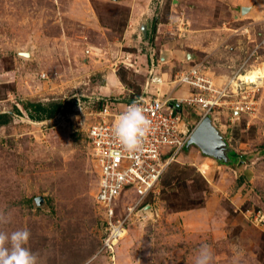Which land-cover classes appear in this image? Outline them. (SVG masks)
<instances>
[{
	"label": "rangeland",
	"instance_id": "obj_1",
	"mask_svg": "<svg viewBox=\"0 0 264 264\" xmlns=\"http://www.w3.org/2000/svg\"><path fill=\"white\" fill-rule=\"evenodd\" d=\"M263 40L264 0H0V114L9 116L0 124V214L11 217L0 231L27 229L39 264H195L202 244L212 264H264V226L247 217L264 213V84L252 113L235 115L228 102L210 116L231 162L186 147L147 195L151 216L126 221L111 257L99 252L105 211L78 125L94 119L97 97L125 102L147 90L151 56L172 79L201 62L222 84L259 45L246 67L264 64ZM29 102L66 105L41 119ZM186 115L197 119L188 107ZM132 199L120 198L116 218Z\"/></svg>",
	"mask_w": 264,
	"mask_h": 264
},
{
	"label": "built area",
	"instance_id": "obj_2",
	"mask_svg": "<svg viewBox=\"0 0 264 264\" xmlns=\"http://www.w3.org/2000/svg\"><path fill=\"white\" fill-rule=\"evenodd\" d=\"M260 48L259 45L254 52ZM254 52L246 57L242 68L222 84H217L201 62L175 73L173 81L191 89L185 97L176 99L170 93L161 92L157 84L163 83L165 79L163 75L155 74L156 65L152 58L147 90L134 95L125 107L113 110L112 106L119 103L117 100L96 98L100 107L92 111L94 119L87 123L82 117L78 125L86 133L98 169V188L94 198L105 211V232L99 252L105 249L109 257L113 256L114 247L124 236L122 231L126 234V221L138 214V218L151 216L152 208L146 202L147 195L154 192L166 167L185 150L192 132L204 117L213 115L215 110L228 102L235 106V115L248 108L250 111L247 113L256 109V93L264 80L251 81L247 78L253 66L247 68L246 65L254 57ZM230 97L235 100H229ZM134 102L144 109L152 123V130L145 140L143 151L133 155L122 148L112 130L119 115ZM186 107L195 112V121L187 118ZM79 114L82 115V112ZM128 194L133 199L122 205L125 216L116 218L119 200ZM247 217L252 223L264 226V213L260 210H256V213L248 211Z\"/></svg>",
	"mask_w": 264,
	"mask_h": 264
},
{
	"label": "clouds",
	"instance_id": "obj_3",
	"mask_svg": "<svg viewBox=\"0 0 264 264\" xmlns=\"http://www.w3.org/2000/svg\"><path fill=\"white\" fill-rule=\"evenodd\" d=\"M152 130V123L145 115L139 103L129 105L117 118L114 127V138L129 154L143 151L145 140ZM11 217L0 214V224L10 223ZM27 229L8 233L0 231V264H39V257L26 245L30 239ZM213 252L207 244L197 250L195 264H212Z\"/></svg>",
	"mask_w": 264,
	"mask_h": 264
},
{
	"label": "water",
	"instance_id": "obj_4",
	"mask_svg": "<svg viewBox=\"0 0 264 264\" xmlns=\"http://www.w3.org/2000/svg\"><path fill=\"white\" fill-rule=\"evenodd\" d=\"M248 10V8H242L243 13H246ZM192 144L197 145L208 156H212L224 163L231 162L225 150L227 144L225 143L224 137L213 125L210 116L204 117L192 132L187 147ZM39 199L38 197L36 198V200Z\"/></svg>",
	"mask_w": 264,
	"mask_h": 264
},
{
	"label": "crops",
	"instance_id": "obj_5",
	"mask_svg": "<svg viewBox=\"0 0 264 264\" xmlns=\"http://www.w3.org/2000/svg\"><path fill=\"white\" fill-rule=\"evenodd\" d=\"M151 57L154 59L153 56H151ZM150 66H151V59H150ZM155 74H161V75L164 76L165 81L163 82V84H166L167 87L163 88L162 90H164L165 93H170L171 97L177 99V98L185 97V96L189 95V93L191 92V89L188 86H185V85L178 84V83L174 82L173 79L171 78V76H169L168 71H161V69L158 68V69L155 70ZM148 75H149V70H148V73H147L146 82L148 81ZM217 79H216V81H217ZM145 85H146V83H145ZM104 88H106V87H104ZM144 91L145 90H141V92L138 93L137 95L142 94ZM100 98L117 100V102H119L117 104V106L120 107V108H123V107H125L127 102H129L133 97L131 99L128 98L127 100H125V102L120 101V97H115L114 98V97L107 96V97H100Z\"/></svg>",
	"mask_w": 264,
	"mask_h": 264
},
{
	"label": "trees",
	"instance_id": "obj_6",
	"mask_svg": "<svg viewBox=\"0 0 264 264\" xmlns=\"http://www.w3.org/2000/svg\"><path fill=\"white\" fill-rule=\"evenodd\" d=\"M66 103L65 104H61V103H53L50 106H45L41 103H34V102H29V103H25L23 104L24 108L26 110L30 111V115L34 118V117H39V118H52L55 116V114H57L60 110L64 109ZM100 105V104H99ZM16 111H19L16 109ZM9 117L8 113H4V114H0V124L3 121H6L5 119ZM187 150V149H185ZM178 208V206H176ZM181 209V208H180Z\"/></svg>",
	"mask_w": 264,
	"mask_h": 264
},
{
	"label": "bare ground",
	"instance_id": "obj_7",
	"mask_svg": "<svg viewBox=\"0 0 264 264\" xmlns=\"http://www.w3.org/2000/svg\"><path fill=\"white\" fill-rule=\"evenodd\" d=\"M247 78L251 81L258 80L260 78L264 79V64H262L260 67L253 69L252 71L248 72ZM125 234V232L122 231V234Z\"/></svg>",
	"mask_w": 264,
	"mask_h": 264
}]
</instances>
